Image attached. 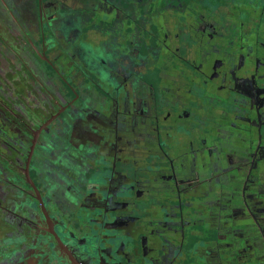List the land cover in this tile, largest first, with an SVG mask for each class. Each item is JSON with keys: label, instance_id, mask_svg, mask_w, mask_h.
<instances>
[{"label": "flooded vegetation", "instance_id": "1", "mask_svg": "<svg viewBox=\"0 0 264 264\" xmlns=\"http://www.w3.org/2000/svg\"><path fill=\"white\" fill-rule=\"evenodd\" d=\"M0 264H264V0H0Z\"/></svg>", "mask_w": 264, "mask_h": 264}]
</instances>
